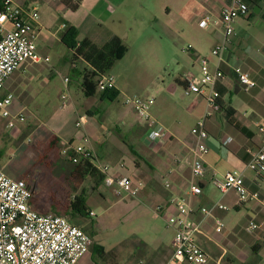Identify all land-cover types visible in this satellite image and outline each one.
Instances as JSON below:
<instances>
[{"label":"crops","instance_id":"crops-1","mask_svg":"<svg viewBox=\"0 0 264 264\" xmlns=\"http://www.w3.org/2000/svg\"><path fill=\"white\" fill-rule=\"evenodd\" d=\"M13 1L39 12L38 52L43 57L50 58L48 63L21 64L0 92L2 97L8 94L14 96L8 110L12 115H21L25 119L18 120L12 128L16 137L21 138L25 127L35 123L37 128L30 137L35 139L36 136L37 138L43 136V145L53 143L63 147L68 143L79 145L75 141L76 139L82 141V133L76 129L77 131L69 136L66 118L61 115L73 114L77 115L78 119L80 116H86L85 130L97 157L112 165L113 175L127 176L135 184H142L138 196L152 204L155 218L163 220L167 230L172 232L163 237L155 249L148 248L156 264H169L171 261L174 230L167 226L166 215L174 211L172 201L183 198L196 211L191 219L202 229L197 241L209 255V264H264V206L254 201L238 204V194L234 190L223 194L211 182L213 176L238 170L243 173L245 185L250 191H261L264 188V177H258L249 168L254 153L260 147L262 138L260 128L264 126V37L254 39L257 40L255 45L259 48L258 51L256 48H251L244 39L245 36L242 38L238 32L245 27V23L251 18L252 10L255 12V7L259 8V12L256 13L263 12L264 0H247L251 8L250 15L235 21V32L229 43H225L220 26V15L222 6L231 0H195L198 15L210 17L208 27L203 28L200 23L199 26L203 29L212 27L215 32L211 50L223 44L226 49L222 52V61H219L204 54L207 51L204 43L206 41L198 42V48L190 45L189 49L193 51L192 67L182 69L179 76L175 77L174 83L168 88L171 97L163 94V87L154 89V93L146 96L154 98L156 94L161 96L155 99L151 114L167 131V139L162 143H152L148 140L150 131L148 123L143 121L133 108L126 105L125 101V109L118 114L117 119L125 122L124 129L130 133L132 143L126 142L121 136L120 139L115 135L110 137L96 126L94 118L99 115L98 104L107 100L114 102L122 95L125 97V90L118 87L115 81L116 87L110 91H117L119 94L114 100L104 92H97L95 96L87 97L82 87V74L89 65L82 58L73 62V51L67 40L79 42L89 38L100 47L113 36L120 37L124 43L131 41L132 38L139 43L143 37H146V42L150 40V43H154L152 32L161 18L153 11L152 6L157 7L167 21L175 9L184 15L186 11L192 10L191 2L71 0L73 4H78L74 10L63 0ZM160 25L169 28L163 21ZM71 27L77 33L73 39L69 36L66 39L67 30ZM138 48L152 53L156 45L146 47L140 45ZM129 53L128 47L119 62ZM204 56L210 58L211 71L220 68L225 73V77L215 85L216 91L220 93L221 119L219 120L216 115L205 119V128L209 132V138L206 140L209 149L205 160L206 174L203 178H197L193 174L192 151L197 146L198 140L193 135L192 129L205 118L210 109L205 97L186 95L188 99H179L177 95L179 87L185 91L188 75H199L200 59ZM236 69L248 73L257 86L248 92L245 91L239 82ZM57 76L61 77L65 90L60 94L61 105L53 107L50 98L51 83ZM65 78L69 79L67 86ZM65 93L66 99L63 98ZM89 98L93 101L92 104L86 103L85 99ZM133 112L137 114L135 119ZM0 117L6 121L4 127L11 128V117H5L1 111ZM27 122L31 123L27 124ZM76 122L75 128H77ZM229 138L232 139L231 142L225 144ZM79 173L89 185L88 189L84 187L82 192L86 196L87 205L90 201L91 189L98 191L105 186L106 189L108 188L107 191L111 190L115 194L112 187L105 185L103 175L92 164L83 167ZM196 184L202 187L201 194L187 196L188 190ZM107 191L102 189L100 194L107 195ZM31 204L34 209L42 213L46 212L34 200ZM219 205H226L229 210L220 209ZM159 207L164 208L160 214L157 213ZM203 208L209 209L212 217H205L201 212ZM88 210L94 212L89 208ZM215 219H220L224 223L222 233L216 231ZM250 222H255L259 226L253 232H247L245 229Z\"/></svg>","mask_w":264,"mask_h":264},{"label":"built area","instance_id":"built-area-1","mask_svg":"<svg viewBox=\"0 0 264 264\" xmlns=\"http://www.w3.org/2000/svg\"><path fill=\"white\" fill-rule=\"evenodd\" d=\"M251 8L247 0H231L221 8L220 26L225 37V43L235 32L234 23L238 18L248 17ZM40 15L36 9L16 4L13 0H0V92L6 81L26 62H50L49 57H43L38 52L37 40L40 34ZM210 17L205 16L200 26H209ZM79 45V44H78ZM226 46L217 45L211 50V56L222 61V52ZM201 71L199 75H188L185 94L205 97L209 106L204 119L200 120L192 129L197 138V146L193 149V174L203 178L206 174L205 160L209 151L206 140L209 132L205 128V119L217 116L222 110L220 93L216 91V83L225 77V73L217 68L211 71L207 56L201 57ZM239 82L245 91H250L257 83L248 73L236 69ZM66 86L69 79H64ZM115 77L110 73L102 75L98 81L97 91L105 92L115 89ZM67 90V89H66ZM67 98V94L63 95ZM14 96L0 95V111L5 117H11L10 127L14 128L16 122L24 121L21 115H12L8 106ZM155 102L154 97H126L125 103L133 108L138 116L149 125L148 140L152 143H162L167 139L166 129L158 123L151 114ZM86 116H80L76 127L83 130L82 144L68 143L64 146V156L73 164L82 160L88 161L103 175L106 186L112 187L115 194L122 198L137 197L142 184H135L127 176L112 174V165L97 157L90 146L91 139L87 135L85 126ZM261 144L254 153L249 168L258 177H264V126L260 128ZM231 138L225 144L231 142ZM213 186L221 193L234 190L238 194V204L252 201L264 206V188L261 191H250L245 185L243 173L238 170L228 171L211 179ZM202 187L198 184L191 186L187 196L200 195ZM33 190L31 185L23 179H14L0 169V264H78L90 252L93 246L92 237L81 227L71 223L65 216L54 213H42L32 207ZM173 212L166 215L167 225L174 230L173 256L169 264H209V255L199 245L197 236L202 233L200 225L191 219L196 212L185 198L172 201ZM220 209L229 210L226 205H219ZM159 207L157 213L163 211ZM201 212L205 217H212L209 209L203 208ZM90 215L95 216L94 212ZM216 231L222 233L224 223L215 219ZM258 224L250 222L246 226L247 232H253Z\"/></svg>","mask_w":264,"mask_h":264},{"label":"rangeland","instance_id":"rangeland-1","mask_svg":"<svg viewBox=\"0 0 264 264\" xmlns=\"http://www.w3.org/2000/svg\"><path fill=\"white\" fill-rule=\"evenodd\" d=\"M181 2H191L192 10L186 11L184 15L175 9L168 22L157 7L152 6L161 21L169 27H162L161 21L158 23L152 32L154 43H150V40L146 42V37L139 43L133 38L124 43L130 48V53L123 61L116 63L110 74L115 77L117 86L125 90V97L122 95L114 102L107 100L98 104L99 115L94 118L96 126L110 137L121 136L126 142H133L128 130L124 129L125 122L117 119L118 114L125 109L126 97H146L160 87L164 88L162 91L166 97H171L168 88L174 83L175 77L179 76L182 69L192 67L193 51L189 47L198 48V42L206 41L207 51L204 54L211 56L215 32L212 27L203 29L199 26L201 19L207 15H198L195 0ZM262 10V13L252 10L251 18L238 31L242 38L245 36L248 45L258 51L255 45L257 40L254 39L264 37V7ZM154 44L156 49L152 53L138 48L140 45L146 47ZM64 90L62 79L57 76L51 83L53 107L61 105L60 94ZM184 92L179 87L177 97L188 99ZM157 97L161 96L156 94L155 99ZM85 101L93 103L90 98ZM133 115V119L137 118V114L133 112ZM61 117L66 118L69 136L77 130L83 133L82 129L75 128L77 115L63 113ZM5 122L0 117V169L11 178L27 181L34 188L31 202L34 200L42 206L46 210L43 213L64 215L92 237L90 252L78 264H156L148 248L155 249L157 243L172 232L167 230L163 220L155 218L154 207L149 201L141 196L122 198L102 186L101 190L107 191V195L100 194L101 190H89L91 197L87 206L95 212V216L74 217L73 207L79 193L88 189L89 185L78 169L74 172V165L63 154L64 147L55 143L43 145V136H36L35 139L30 137L37 128L35 123L27 122L31 124L25 127L22 137L18 138L14 129L4 127ZM75 142L82 144L78 139ZM97 246L104 250L98 255L94 252Z\"/></svg>","mask_w":264,"mask_h":264},{"label":"trees","instance_id":"trees-1","mask_svg":"<svg viewBox=\"0 0 264 264\" xmlns=\"http://www.w3.org/2000/svg\"><path fill=\"white\" fill-rule=\"evenodd\" d=\"M63 2L74 10L78 7V4H73L71 0H63ZM76 33L77 32L74 28H69L66 33V39L68 36L73 39ZM67 41L69 42L73 51V62L82 58L89 65V68L86 69L82 74V87L87 97H93L98 92L97 85L100 77L110 73L116 63L123 58L125 52L127 51V46L118 36L111 37L101 47L95 44L89 38H85L79 42L74 40L72 42L69 40ZM104 93L111 100L117 98L119 94L117 91L112 92L110 90L105 91ZM69 163L74 165V172H76V169H78L80 172L83 167L90 164L85 160H82L79 164H73L70 161ZM73 212L74 217H90V212L87 207V199L84 193H81L80 196H78L76 205L73 207ZM101 251L104 250L98 246L94 248V252L97 255L100 254Z\"/></svg>","mask_w":264,"mask_h":264},{"label":"water","instance_id":"water-1","mask_svg":"<svg viewBox=\"0 0 264 264\" xmlns=\"http://www.w3.org/2000/svg\"><path fill=\"white\" fill-rule=\"evenodd\" d=\"M255 12H259V8L258 7H255Z\"/></svg>","mask_w":264,"mask_h":264}]
</instances>
